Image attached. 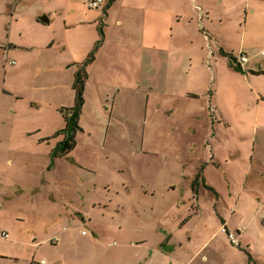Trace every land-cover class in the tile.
<instances>
[{
	"label": "rangeland",
	"instance_id": "obj_1",
	"mask_svg": "<svg viewBox=\"0 0 264 264\" xmlns=\"http://www.w3.org/2000/svg\"><path fill=\"white\" fill-rule=\"evenodd\" d=\"M9 1L0 0V139L11 126H43L39 135L46 137L59 126L60 133L43 150L15 135L14 165L9 147L0 145V264H192L226 225L202 197V213L181 228L184 168L197 173L214 156L237 191L251 173L248 205L230 225L241 227L243 248L221 245L224 263L264 264L257 213L264 205V0H172L166 29L157 26L144 39L141 29L118 28L117 9L108 27L93 23L105 3L91 10L89 0H44L50 31H40L25 6L14 18V29L24 31L12 37L33 45L51 36V55L16 51L6 61ZM243 50L249 58L260 53L257 63L240 68ZM82 70L78 107L74 86ZM37 76L46 79L35 84ZM189 91L199 98L185 100ZM69 140L75 147L54 157ZM215 169L206 173L227 193ZM227 200L234 201L228 194ZM186 211L193 213L191 204Z\"/></svg>",
	"mask_w": 264,
	"mask_h": 264
},
{
	"label": "crops",
	"instance_id": "obj_2",
	"mask_svg": "<svg viewBox=\"0 0 264 264\" xmlns=\"http://www.w3.org/2000/svg\"><path fill=\"white\" fill-rule=\"evenodd\" d=\"M35 2H37L41 6V8L39 9L35 8V5H34ZM172 2H173L172 0H105V4L107 5L104 8V13H102L101 15V21H100V18L98 17V19H95L93 23L102 22L101 24L102 28L108 27L109 21L112 17V11L114 9H117L120 11V13L117 15L118 16L117 21H118V26H119L118 28H123L124 26H127L128 28L132 26L133 28H137L138 30L141 29V31L139 30V32L144 39L148 35H153V33H155V29L157 28V26L159 27L160 32L166 29L167 7H170L172 5ZM7 6H8V12L12 13L11 16L13 19H12V25H11L12 26L11 35L8 38L9 42L7 43L5 47L2 48L4 49L5 57L9 59L10 54L16 51H22L24 53H28V57H30L31 54H33L35 51H39L37 49H44L46 51L51 50V52H43V53H47L48 55H51L52 49H54L56 45L55 39L51 36H45L43 38H40L39 41L37 40L32 41L33 45H27L26 43H23V41H21V37H19V41H14L15 39H13L12 37L14 30L24 31L23 28L20 29L19 27L18 29H14V18L16 14L18 16V19L22 18L21 14L26 9L25 6H28L30 10H33L31 13L33 24L40 31H45L46 33L50 31V29L52 28V24H53L52 23L53 17H52V13L49 12L50 10L47 9V7H44V0H13V1L10 0L9 3H7ZM168 15L171 17L172 13H170L169 11ZM42 17H47L49 19V24H45L41 22L40 18ZM42 27H46V28L43 30ZM20 36L22 35L20 34ZM107 38L108 36L106 34V36H104V39H103L105 41L104 45H106ZM34 44H38V45H34ZM219 52L221 54L222 53L227 54L228 49L225 46H220ZM241 52H244L245 54L248 55V51H246L247 53L244 50ZM257 57H260V53H259V56L257 53L256 56L250 57V62L248 64L252 62L256 64L257 60H255V58ZM11 65L13 67L15 66L13 64ZM248 68L249 70H251V67H248ZM42 72H43V69H42ZM36 79L37 81L35 84H39L40 82H43L46 78L44 76H41V77L37 76ZM11 94L13 95L14 93H11ZM19 98L21 97L17 96V99ZM198 98H199V95H197V93L190 92V91L184 93L185 100L198 99ZM186 105H191V104H186ZM35 108L36 110H39V105L35 104ZM20 113L22 112L16 111V110H12L11 112L12 116H18ZM26 127L27 126H25V128ZM40 128L35 127V128L29 129L27 127L26 129H22L19 131L18 129H15L14 126H11L10 133L4 138L0 139V145L6 144L9 147L10 152L12 153V157L9 160V162L12 165L16 164L18 149H20L18 145L14 144L15 135L16 136L19 135V137H16L17 142H20L22 140L28 142L29 138H31L30 140H33L32 143L36 145V147H39L41 145L40 147H42V150L46 142H48V146H50L51 140L55 138L56 136L57 137L59 136V133H60L59 126L57 127L56 132L53 131V133L48 134L47 137L45 134L39 135L40 132L43 133L44 127L40 126ZM204 165L205 166L203 169H199L197 173L194 172L191 174L186 172L187 167L184 168V221L181 224V228H184L185 230L187 227V224L195 216L202 213V203H203L202 197H204L205 200H207V202L211 206H213L215 210H217L219 217L223 221V224L227 226V229L232 233L237 234L236 233L237 231L239 234H241L240 226L236 228V231H233L232 229H230V225L232 224V221L236 213L238 212V208L241 207L244 209L245 208L244 206L248 205V202H249L248 196H245L244 193L246 191L248 179H250L251 177L250 175L251 173L249 174V176L247 175V178L242 185V189L237 191L234 187V178L228 173L227 169L225 168L226 165L224 162L219 161L214 156V158L212 159V162L208 161L204 163ZM212 165L216 167L215 172L217 175V179L220 182L225 183V185L223 184V187L225 191H227V193L222 192L221 189L214 183L215 179L210 178L208 176V173H206L208 172L209 167H211ZM258 177L259 176H257V178L254 179V181L257 182L259 180ZM43 181L44 180H42V183ZM194 182H197V186L195 188H194ZM251 186L252 184L250 185V187ZM35 190L37 191L38 188ZM20 191L22 192L24 190H20ZM227 194L229 195V197H233L234 201L232 203H230L227 200ZM192 200L197 205L195 204L193 205V202H191ZM250 201L254 202L253 200H250ZM259 203H261V200H259ZM188 204L189 205L191 204L193 207V213L191 215H189L188 212L186 211V207L188 206ZM261 208L257 209V213L261 212V214L259 215L263 217V221H264V205ZM242 218L243 217H240L241 223H242ZM162 232L164 236L166 237L169 236L170 240L173 239L174 237L173 234L168 233L165 229H162ZM3 233H6V232H3ZM220 233H217L216 235H214L211 239H209L206 242V244L198 251L195 259H193L192 261V264H225L224 263L225 261L224 252H223V249L221 248H223L222 246H224L226 249L229 250L228 246H230L231 244H230V241L226 237L222 238L220 236ZM188 235H185L186 236L185 239L187 238ZM237 236L240 240V236L238 234ZM189 239L191 240L192 238L190 237ZM218 239L220 242L218 241ZM242 239H245L244 236L242 237ZM222 242L224 243V245L222 244ZM240 243H241V247H238V248L241 249L243 248V242L240 240ZM246 243L250 244L249 242H246ZM233 250H234V254L239 255L238 253H240V250H236V249H233Z\"/></svg>",
	"mask_w": 264,
	"mask_h": 264
},
{
	"label": "built area",
	"instance_id": "obj_3",
	"mask_svg": "<svg viewBox=\"0 0 264 264\" xmlns=\"http://www.w3.org/2000/svg\"><path fill=\"white\" fill-rule=\"evenodd\" d=\"M104 3H105V0H89L88 7L91 10H95V9H99L103 7ZM261 56H264V50L261 52ZM5 59L6 61H8L7 57H5ZM249 62H250L249 56L247 54L241 53L240 61L238 62L239 67L241 68L242 66H246ZM10 63L14 65L15 61H11ZM221 232L228 236V239L233 246L235 247L241 246L240 240L237 237V235L235 233L230 232L227 229V226L223 227ZM2 236L6 239L9 238L8 233H3ZM53 242L57 243L58 239L54 240Z\"/></svg>",
	"mask_w": 264,
	"mask_h": 264
},
{
	"label": "trees",
	"instance_id": "obj_4",
	"mask_svg": "<svg viewBox=\"0 0 264 264\" xmlns=\"http://www.w3.org/2000/svg\"><path fill=\"white\" fill-rule=\"evenodd\" d=\"M102 32V31H101ZM103 34V33H102ZM222 55L224 57L227 56V54L222 53ZM230 59H233V55H230ZM236 60V59H235ZM85 71V70H84ZM261 74L264 73L263 71L260 72ZM86 74V72H85ZM87 75V74H86ZM74 88L77 91V95L79 96L78 100H77V106L79 107L82 101V96H83V92H84V74H83V70L82 72H79L76 75V82H75V86ZM75 147V143H72V140H69L68 143L63 144L62 147V154H60L58 151L54 152V157L56 156H62L65 155L66 153H69L73 148ZM59 149V148H58ZM197 186V182H194V188ZM263 225H264V221H263Z\"/></svg>",
	"mask_w": 264,
	"mask_h": 264
},
{
	"label": "water",
	"instance_id": "obj_5",
	"mask_svg": "<svg viewBox=\"0 0 264 264\" xmlns=\"http://www.w3.org/2000/svg\"><path fill=\"white\" fill-rule=\"evenodd\" d=\"M40 21L45 23V24H49V19L47 17L40 18Z\"/></svg>",
	"mask_w": 264,
	"mask_h": 264
}]
</instances>
